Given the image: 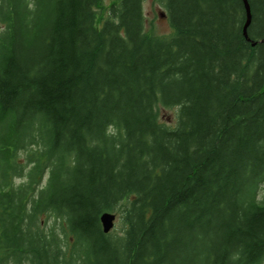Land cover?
<instances>
[{
  "label": "trees",
  "instance_id": "obj_1",
  "mask_svg": "<svg viewBox=\"0 0 264 264\" xmlns=\"http://www.w3.org/2000/svg\"><path fill=\"white\" fill-rule=\"evenodd\" d=\"M144 1L0 0V264H264V0Z\"/></svg>",
  "mask_w": 264,
  "mask_h": 264
},
{
  "label": "rangeland",
  "instance_id": "obj_2",
  "mask_svg": "<svg viewBox=\"0 0 264 264\" xmlns=\"http://www.w3.org/2000/svg\"><path fill=\"white\" fill-rule=\"evenodd\" d=\"M110 0H103V6L100 13L104 17L108 14ZM144 11L146 17V30L150 29L156 36H169L173 29L170 20L166 15L165 7L157 0H145ZM161 14H164L161 16ZM2 26H0V30ZM177 109L175 107L161 106L159 108L160 119L166 123H174ZM118 217L116 219L115 229H118Z\"/></svg>",
  "mask_w": 264,
  "mask_h": 264
},
{
  "label": "water",
  "instance_id": "obj_3",
  "mask_svg": "<svg viewBox=\"0 0 264 264\" xmlns=\"http://www.w3.org/2000/svg\"><path fill=\"white\" fill-rule=\"evenodd\" d=\"M243 1L245 4L246 13H247V20H246V23L244 25L243 31H244L245 36L248 38L247 30H248V27L251 23V18H252L251 7H250L248 0H243ZM163 15L164 14H161V16H163ZM116 219H117V215L114 212L105 211L101 214L100 220H101L103 231L105 233H109L113 230V228L115 227V224H116Z\"/></svg>",
  "mask_w": 264,
  "mask_h": 264
},
{
  "label": "bare ground",
  "instance_id": "obj_4",
  "mask_svg": "<svg viewBox=\"0 0 264 264\" xmlns=\"http://www.w3.org/2000/svg\"><path fill=\"white\" fill-rule=\"evenodd\" d=\"M247 14V13H246ZM252 15V14H251Z\"/></svg>",
  "mask_w": 264,
  "mask_h": 264
}]
</instances>
